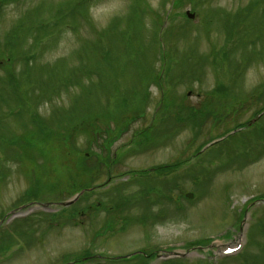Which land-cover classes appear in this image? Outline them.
<instances>
[{"label":"rangeland","instance_id":"rangeland-1","mask_svg":"<svg viewBox=\"0 0 264 264\" xmlns=\"http://www.w3.org/2000/svg\"><path fill=\"white\" fill-rule=\"evenodd\" d=\"M94 2L19 0L1 10L0 56L4 55L2 50L10 46L6 43L7 33L19 23L30 24V18L36 21L41 34H45L40 39H48L49 47L38 60L29 57L39 53V48L31 49L24 54L27 58L23 61L17 57L12 65L14 71H23L24 65L28 66L32 69L30 77L36 76L46 84L45 90L49 89L50 83H64L74 76L75 68L84 79L93 78H89L90 86L83 78L81 83V79L73 82L50 101L43 99L38 103L37 90L31 92L27 99L32 105L30 111L26 115H15L5 123L0 122V137L8 140L12 137L11 132L26 133L38 126L56 125L59 130L81 117L85 120L96 118L103 112L123 113L125 110L144 117L133 121L114 145H109V150L103 146L106 131L84 130L73 137L61 136L59 142L42 135L46 155H40L42 152L38 148L36 151L24 150L22 145H17L14 149L6 141L8 150L0 148V175L5 173L0 181V222L3 220L0 234L4 227L22 247H18L17 252V247L8 244L6 239L2 248L8 256L4 258L0 253V264H68L76 257L82 258L84 253L93 252L102 259L76 264H140L150 252L175 249L187 251L190 260L202 259L195 264H211L209 260L216 264L215 260L221 257L219 252L225 247L245 245L248 230L252 242L242 252L231 254L239 253L237 257L220 258L218 264H264V203L254 205L257 200L264 199V0ZM173 2L178 5L172 7ZM167 10L170 23H177L175 29L178 24L188 23L185 22L187 10L196 13L189 21L187 31L177 39L178 53L168 47L165 49L159 41L158 26ZM55 20L62 22V29H67L62 36L55 29ZM37 36L34 31H29L25 48L30 47ZM224 41L225 63L217 57L223 53L221 49L212 53L221 48ZM110 45V53L103 51ZM245 51L249 58L242 63L240 55ZM184 54L193 58L205 56L204 62L196 65ZM163 61L173 67L174 73L183 72V78H180L182 74H177L173 79L170 70L168 74L158 75L159 82L150 81L149 74L160 73ZM92 66L100 69L88 70ZM7 73L4 66L0 67V79ZM25 79L26 82L28 79ZM164 86L173 109L184 105L185 113L196 108L206 110V115L198 116L195 124H183L184 128L176 112L170 118L174 121L172 124L167 115L161 119L154 117L161 107ZM148 87L150 98L144 109L143 95ZM14 98L8 96L0 103V117L12 104L18 103V98ZM204 100L208 101L207 107L203 105ZM106 101L109 102L107 107L104 106ZM75 105L82 116L68 122V115L75 113ZM166 107L165 103L160 113H166ZM256 117L257 125L250 130L247 128L240 135L238 132L226 135L224 141L196 154L204 145L220 139L238 124H248ZM160 122L163 127H170L168 133L166 128L160 130H163L160 138L166 137L163 143L129 155L128 152L142 141L139 130L148 127L149 123L153 129ZM114 125L110 124V130ZM99 127L103 128L102 122ZM86 149H95L103 156L95 154L82 160ZM114 150H119L122 156L111 169L104 166L107 164L104 158L112 159ZM186 159L189 161L179 166L178 162ZM173 163L177 166H173L176 168L168 175L167 172L159 174V170L148 174L149 184L158 186L153 195L138 194L146 190L145 180L140 179L142 184L126 181L127 171ZM173 177L179 179L170 180ZM166 181L165 189L161 191L160 182ZM52 183L56 186L49 191ZM98 183L97 190L75 201L73 207L79 210L77 215L72 214L73 207L55 216L39 213L62 210L60 202L73 198L84 186ZM124 183L128 185L121 189L122 193L129 194L131 202L135 199L137 204L129 203L122 214L109 213L103 208L83 211L85 206L93 208L90 205L104 202L106 193ZM36 185L49 191L46 199L41 201L48 205L34 202V199L42 198L41 194L31 193ZM189 191L195 194L192 199L185 197ZM161 199L163 204L153 209L155 216L142 223L140 217L150 208V203H158ZM16 208L20 210L14 218L24 219L7 226L12 220L7 224L4 220L10 210ZM244 214L246 217L241 226ZM125 217L134 221H128L130 225L122 230L120 226ZM17 223L23 227V237L16 233ZM210 244L213 252L209 249ZM133 251L141 254L124 258L127 260L113 258ZM160 260L162 258L150 264Z\"/></svg>","mask_w":264,"mask_h":264},{"label":"trees","instance_id":"trees-1","mask_svg":"<svg viewBox=\"0 0 264 264\" xmlns=\"http://www.w3.org/2000/svg\"><path fill=\"white\" fill-rule=\"evenodd\" d=\"M9 1V3L12 1H19V0H0V7L2 5H4L5 3H7ZM252 9L253 6L251 5ZM186 25H183V28ZM170 28L172 29V31L170 30ZM169 29H166L163 31V38L165 42H169L168 45H172L174 44L176 46V39L178 38H174L172 32L174 30V26H171ZM159 29L161 30V22L158 26V31ZM187 31V29H186ZM162 37V36H161ZM11 41H14L13 38H9ZM171 49H174V47H172ZM226 55L227 53H223V55ZM250 56V55H249ZM240 57L242 58V60L246 61L248 60L249 57H247V52L245 51L243 53V55ZM241 60V59H240ZM1 61L3 62V65L1 64ZM5 67V70L8 72L7 75L1 77L0 81L4 82V83H0V103L5 102L4 100L8 99V96H14L16 99V97L18 98V101H20L19 103H17L18 105H25L27 103V98L28 95L31 94V92H35L36 90V97L38 98H47L49 96H47V90L45 89H36L35 86H37V83H35L32 78L30 77L31 72L29 71V69L24 66V70L23 71H14V67L12 66V64L8 63L4 57V55L0 56V67ZM28 80H26V79ZM24 79L26 80V82L24 81ZM53 89L56 90V85L53 84L52 85ZM221 89L223 91H225L224 93L226 94V89L225 87H221ZM220 90V89H219ZM24 107V106H21ZM145 109V107H144ZM146 112V110H145ZM124 116L122 118L119 117V119L117 121H113L115 123L114 126H112V130H110V124L113 123L112 121V116L113 114L111 113L109 115V119L105 120L104 118L102 119V123H103V128L99 127V126H94L93 132H101V131H106L107 135L106 137L103 139V146H105L106 149L109 150V145H113V143L115 142V140L119 139L121 137V135L124 133V131L129 127V125L135 121L136 119H138L139 117H144L143 114H139V113H128L125 110H123ZM184 114H187V116H184ZM177 117L182 120V121H190L193 118H195L197 115L195 112H190V113H185L183 110H179L176 112ZM69 119L68 122L72 121L75 117H76V111L74 114L72 115H68ZM166 115H164L162 118H165ZM168 122L169 118L167 116ZM91 125H94L95 122L94 121H90L89 122ZM120 123H122L123 125H121ZM161 124V122H160ZM77 126L78 123H69L65 126H63L62 128H60V131H52V130H48L46 129V127H43V130L47 131V134L51 135L52 133H60L63 135H66L68 137L71 136L73 137L75 135V133L77 132ZM150 125L148 127H146L145 129H141L139 130V135L142 133V140L143 142L140 143L139 142V146L141 148H144L145 151H147L149 148H153L156 144L155 140H158L159 137L154 136L153 133H151V131H156L157 127H154L151 131H150ZM39 130H42V127H39ZM110 130V131H109ZM170 131V127H167V132ZM79 133V132H77ZM19 142V140L17 141ZM20 143V142H19ZM159 144H162V142H160ZM96 156H103L101 155V152H97V150L93 149L92 150V155ZM87 186H84L83 188H86ZM81 188V189H83ZM77 191V190H76ZM79 210L73 209V214H77Z\"/></svg>","mask_w":264,"mask_h":264}]
</instances>
